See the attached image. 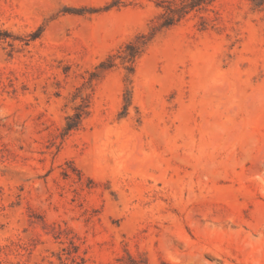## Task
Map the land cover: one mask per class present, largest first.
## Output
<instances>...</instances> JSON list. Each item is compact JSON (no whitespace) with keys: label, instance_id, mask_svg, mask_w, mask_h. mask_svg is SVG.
<instances>
[{"label":"rangeland","instance_id":"1","mask_svg":"<svg viewBox=\"0 0 264 264\" xmlns=\"http://www.w3.org/2000/svg\"><path fill=\"white\" fill-rule=\"evenodd\" d=\"M192 1L0 0V264H264V0Z\"/></svg>","mask_w":264,"mask_h":264},{"label":"trees","instance_id":"2","mask_svg":"<svg viewBox=\"0 0 264 264\" xmlns=\"http://www.w3.org/2000/svg\"><path fill=\"white\" fill-rule=\"evenodd\" d=\"M206 1H209V0H193L191 6L196 7L202 3H205ZM67 130H70V127H68Z\"/></svg>","mask_w":264,"mask_h":264}]
</instances>
